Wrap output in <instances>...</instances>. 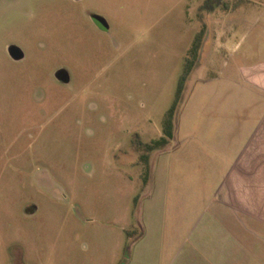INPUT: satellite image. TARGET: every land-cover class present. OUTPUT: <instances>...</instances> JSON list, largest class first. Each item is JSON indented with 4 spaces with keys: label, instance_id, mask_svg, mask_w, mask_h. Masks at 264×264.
I'll list each match as a JSON object with an SVG mask.
<instances>
[{
    "label": "rangeland",
    "instance_id": "374dc122",
    "mask_svg": "<svg viewBox=\"0 0 264 264\" xmlns=\"http://www.w3.org/2000/svg\"><path fill=\"white\" fill-rule=\"evenodd\" d=\"M203 29L144 187L133 136L163 134ZM261 65L264 0H0V264L264 262L248 221L224 250L211 218L237 142L225 122L264 114Z\"/></svg>",
    "mask_w": 264,
    "mask_h": 264
},
{
    "label": "crops",
    "instance_id": "0c3cea01",
    "mask_svg": "<svg viewBox=\"0 0 264 264\" xmlns=\"http://www.w3.org/2000/svg\"><path fill=\"white\" fill-rule=\"evenodd\" d=\"M250 71L255 86L264 93V65ZM235 121L225 122L229 129L226 139L237 142L232 143L233 150L226 157L225 173L219 184L224 211L211 215L219 220L215 245L224 250L228 245L241 243L233 226L234 223L244 226L245 220L253 233L264 240V114Z\"/></svg>",
    "mask_w": 264,
    "mask_h": 264
},
{
    "label": "trees",
    "instance_id": "16d2710c",
    "mask_svg": "<svg viewBox=\"0 0 264 264\" xmlns=\"http://www.w3.org/2000/svg\"><path fill=\"white\" fill-rule=\"evenodd\" d=\"M205 30L203 29L194 39V42L192 46L190 47L188 51V56L186 58V64H185V72L182 76V80L180 83L179 90L177 92L176 99L172 106L168 109L164 122H163V134L158 137L151 139L150 141L144 140L140 133L136 132L133 136V146L136 151L139 152V157L141 162H143L145 171L143 174V186L145 187L147 183L149 182L151 172H152V166H151V154L154 150L164 147L166 144H168L170 138L174 136V121L175 116L179 107V104L181 102L182 92L184 88V83L189 75V73L193 70V68L196 66L197 61L199 60L201 50L203 48V42H204V36H205Z\"/></svg>",
    "mask_w": 264,
    "mask_h": 264
},
{
    "label": "water",
    "instance_id": "95a60500",
    "mask_svg": "<svg viewBox=\"0 0 264 264\" xmlns=\"http://www.w3.org/2000/svg\"><path fill=\"white\" fill-rule=\"evenodd\" d=\"M94 19L102 29H104V30L109 29V24L107 23V21L105 20L104 17H102L100 15H96L94 17ZM10 53L13 56V58H15V59H22L25 55L23 50L17 45H12L10 47ZM57 75H58L59 79H61L62 81H65V82H68L70 79L69 73L65 69H61L60 71H58Z\"/></svg>",
    "mask_w": 264,
    "mask_h": 264
}]
</instances>
